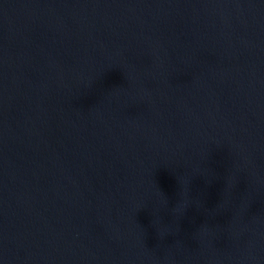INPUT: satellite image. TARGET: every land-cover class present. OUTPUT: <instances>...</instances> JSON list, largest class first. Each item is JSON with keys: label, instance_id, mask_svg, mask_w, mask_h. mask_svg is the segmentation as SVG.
Returning <instances> with one entry per match:
<instances>
[{"label": "water", "instance_id": "obj_1", "mask_svg": "<svg viewBox=\"0 0 264 264\" xmlns=\"http://www.w3.org/2000/svg\"><path fill=\"white\" fill-rule=\"evenodd\" d=\"M0 264H264V0H0Z\"/></svg>", "mask_w": 264, "mask_h": 264}]
</instances>
